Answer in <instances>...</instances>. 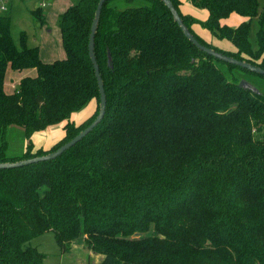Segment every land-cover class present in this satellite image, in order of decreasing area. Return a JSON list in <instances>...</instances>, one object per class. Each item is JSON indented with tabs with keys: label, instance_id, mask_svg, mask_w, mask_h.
Returning a JSON list of instances; mask_svg holds the SVG:
<instances>
[{
	"label": "trees",
	"instance_id": "trees-1",
	"mask_svg": "<svg viewBox=\"0 0 264 264\" xmlns=\"http://www.w3.org/2000/svg\"><path fill=\"white\" fill-rule=\"evenodd\" d=\"M97 1L74 0L58 15L64 56L50 62L24 32L17 46L0 13V162L46 154L95 118L87 44ZM170 1L201 44L264 68L258 0H187L201 14ZM33 13L43 22L40 8ZM232 13L241 20L230 26ZM94 54L101 120L52 159L0 168V264H43L28 242L45 231L62 253L82 240L102 255L94 264H264V74L199 49L161 0H105ZM8 68L35 74L7 93ZM91 101L90 115L70 118ZM57 123L62 136L36 147L33 133ZM8 125L27 138L19 155L6 153Z\"/></svg>",
	"mask_w": 264,
	"mask_h": 264
},
{
	"label": "rangeland",
	"instance_id": "rangeland-1",
	"mask_svg": "<svg viewBox=\"0 0 264 264\" xmlns=\"http://www.w3.org/2000/svg\"><path fill=\"white\" fill-rule=\"evenodd\" d=\"M74 0H7L2 1L0 13L9 14L11 17L10 33L17 46H19L20 33L25 34V43L28 46L39 45L42 51L46 49L50 58L42 57L43 61H53L64 56L61 43V37L58 26V15L62 13ZM261 6H264V0H258ZM189 1L186 0L182 9L187 10ZM193 6V5H192ZM40 8L44 14L43 22H40L33 10ZM239 15L232 13L223 21L227 25H236V19ZM258 19L253 18L250 25L248 37L251 42L254 41L255 32L258 28ZM214 44L218 47L234 49V45L227 39L214 38ZM17 71L6 70L5 84L15 81L18 76ZM13 86V85H11ZM15 87V84H14ZM4 87V90L7 91ZM8 92V91H7ZM95 101H91L82 109L71 114L70 118L76 122L90 115L95 109ZM62 123H57L46 127L45 129L36 131L32 135V141L37 146L47 147L52 141H57L61 136ZM7 148L6 153L9 155L21 154L26 146L27 138L21 127L16 125H8L6 127ZM48 144V145H47ZM47 145V146H46ZM29 245L36 247L40 252L44 253L43 264H88L100 261L102 255L87 249L82 240L77 241L71 246L68 252L62 253L55 241L51 231H45L28 242Z\"/></svg>",
	"mask_w": 264,
	"mask_h": 264
},
{
	"label": "water",
	"instance_id": "water-1",
	"mask_svg": "<svg viewBox=\"0 0 264 264\" xmlns=\"http://www.w3.org/2000/svg\"><path fill=\"white\" fill-rule=\"evenodd\" d=\"M105 0H98L95 10H94V14H93V18L91 21V26H90V32H89V38H88V54L90 57V60L92 62L93 68H94V74L96 76V81H97V86H98V91H99V104H98V112L95 116V118L86 126L84 127L82 130H80L76 135H74L72 138H70L68 141L64 142L63 144H61L58 148L43 154V155H38V156H33V157H29V158H22L19 160H15V161H5V162H0V168H4V167H15V166H21V165H25L31 162H35V161H39V160H47V159H52L54 157H56L58 154H60L63 150L67 149L69 146H71L72 144H74L76 141H78L80 138H82L86 133H88L103 117L104 115V110H105V93H104V88H103V83H102V79L99 73V69H98V64L96 62V58H95V54H94V34L98 25V20H99V16H100V12H101V7L103 5V2ZM165 6H167V8L170 10L173 20L177 23V25L180 27V29L182 30L183 34L187 37V39L189 41H191L195 46H197L199 49L205 51L208 54L213 55L216 58H219L223 61L232 63V64H236L239 65L241 67L247 68L253 72L256 73H260V74H264V68L256 65V64H252L247 60H243V59H238L235 58L234 56L231 55H227L221 51L215 50L214 48L205 46L203 44H201L194 36L193 34L189 31L188 27L184 24L182 18L180 17L179 13L177 12V10L174 8L172 2L170 0H161ZM108 60L110 61V57L108 58ZM238 85L240 87H242L243 89H247L250 92L254 93V94H259L260 91L258 90V88L253 85L251 82H249L248 80L241 78L238 82ZM135 236L140 235L139 233H135Z\"/></svg>",
	"mask_w": 264,
	"mask_h": 264
},
{
	"label": "crops",
	"instance_id": "crops-1",
	"mask_svg": "<svg viewBox=\"0 0 264 264\" xmlns=\"http://www.w3.org/2000/svg\"><path fill=\"white\" fill-rule=\"evenodd\" d=\"M187 11H189V12H192V14H197V13H199V14H201V13H203V10H200V9H197V8H195L194 6H192L190 3H188V5H187ZM239 20H241V18L240 17H238L237 19H236V21L235 22H238ZM60 32V31H59ZM225 48H227V49H229V50H233V49H230L229 47H227V46H225ZM39 55H40V58L42 59V57H45V58H50V56L51 55H49V52L46 50V49H44V51H42V47H39ZM43 60V59H42ZM10 71H17V70H12V69H10V68H8ZM19 74H18V76H16L15 77V81H11L9 84H5V80H4V87H6L7 86V88H5L7 91V93H10V92H12L14 89H15V87H16V85L18 84V82H19V80H20V78L22 77V76H24V75H34L35 74V70L34 69H24V70H21V71H17ZM14 84H15V87H14ZM11 85H13V86H11ZM35 133V132H34ZM33 133V134H34ZM61 134H62V132H61ZM56 140V139H55ZM55 140L54 141H52L51 143H53V142H55ZM48 145V144H47ZM46 145V146H47ZM99 262V260H97L96 262H94V263H98ZM93 263V264H94Z\"/></svg>",
	"mask_w": 264,
	"mask_h": 264
},
{
	"label": "built area",
	"instance_id": "built-area-1",
	"mask_svg": "<svg viewBox=\"0 0 264 264\" xmlns=\"http://www.w3.org/2000/svg\"><path fill=\"white\" fill-rule=\"evenodd\" d=\"M0 8H4L3 6H0Z\"/></svg>",
	"mask_w": 264,
	"mask_h": 264
}]
</instances>
